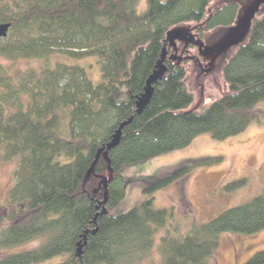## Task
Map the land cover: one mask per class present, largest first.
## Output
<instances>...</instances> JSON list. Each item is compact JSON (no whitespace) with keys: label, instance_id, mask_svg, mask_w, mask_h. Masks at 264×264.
<instances>
[{"label":"trees","instance_id":"obj_1","mask_svg":"<svg viewBox=\"0 0 264 264\" xmlns=\"http://www.w3.org/2000/svg\"><path fill=\"white\" fill-rule=\"evenodd\" d=\"M212 1L147 0L146 10L137 13L136 0H0V22L10 24L0 39V57L36 64L16 74L0 68V161H17L0 213V250L43 239L35 249L0 257V264H39L58 256L63 260L56 264H141L157 229L172 216L152 206V193L221 158L184 160L176 172L142 190L140 205L112 213L124 196L123 165L182 149L200 134L217 141L237 135L257 119L254 106L264 100L263 12L223 64L226 90L218 99L193 109L188 62L166 58L163 75L136 114L167 31L193 24L202 37L232 25L237 5L211 8ZM55 56L96 57L101 81L93 84L83 67L53 61ZM128 120L116 145L106 150ZM101 148L106 157L102 152L97 158ZM245 183L237 180L227 189ZM263 229L264 191L184 235L162 237L158 264H208L220 233ZM245 264H264V249Z\"/></svg>","mask_w":264,"mask_h":264},{"label":"rangeland","instance_id":"obj_2","mask_svg":"<svg viewBox=\"0 0 264 264\" xmlns=\"http://www.w3.org/2000/svg\"><path fill=\"white\" fill-rule=\"evenodd\" d=\"M217 2L218 0H213L211 7ZM133 8L137 13H143L147 8V0H136ZM190 25L193 24L186 26ZM191 34H196L194 29L191 30ZM207 35L202 37L197 35V37L203 40ZM180 44L177 42V49ZM166 50L167 56H170L172 48L166 46ZM185 51H189L192 56L197 53L196 48L190 45L184 48L181 58L187 56ZM54 60L83 67L93 84L101 81L100 65L96 57L72 60L55 56ZM182 61H187L189 64L186 82L195 96V106L199 102L198 91L194 89L197 71L192 72L193 62L184 59ZM33 66L36 64L32 61H8L0 57V68L7 69L12 74ZM220 74L221 70L204 77L203 101L198 108L215 101L226 90ZM254 110L257 119L237 135L217 141L213 140L209 134H200L182 149L145 161L123 165L124 196L112 206V213H123L140 205L145 200L142 190L159 178L176 172L184 160L221 158L220 162L209 167L196 168L185 177L152 193V206L155 209L170 210L172 216L167 219L164 227L157 229L154 245L144 256L141 264H158L161 261L158 246L165 235H184L192 226L207 223L221 212L248 203L264 191V100L259 101L254 106ZM16 167V160L0 161V213L5 212L3 206L7 192L14 183ZM241 179L246 180L244 185L236 189H227L230 183ZM42 242V238H37L15 248L0 250V257L35 249ZM263 249L264 229L252 235L223 232L219 234L218 248L208 260V264H245L252 255ZM62 260L63 256H58L39 264H56Z\"/></svg>","mask_w":264,"mask_h":264},{"label":"water","instance_id":"obj_3","mask_svg":"<svg viewBox=\"0 0 264 264\" xmlns=\"http://www.w3.org/2000/svg\"><path fill=\"white\" fill-rule=\"evenodd\" d=\"M218 4V5H217ZM223 4H235L237 5V12L232 25L227 27H220L212 33H209L204 39L197 37V34L192 35L191 30L194 29L193 25L190 26H179L170 29L165 35L163 41V50L160 56V60L156 66L154 72L148 77L146 81L145 94L143 95L140 102L137 103L136 114H140L142 108L147 102L149 96V90L151 84L156 82L164 73L163 61L168 58L172 61L180 63L182 59L189 60L193 62V71L196 73L194 79V89L198 91L199 102L193 107V109H198L200 104L203 101L202 88L204 77L212 73L218 72L221 70L223 64L229 58L230 54L243 45L251 32L252 25L257 16L264 12V0H218V2L212 7H216ZM211 7V8H212ZM10 28L9 23L0 22V39H3L7 36L8 30ZM177 42L181 43L180 47L177 49ZM193 46L196 48V55H190L189 51H185L187 56L181 58V53L184 51V48L188 46ZM166 46L172 48L170 56H167ZM130 120L122 123L116 133L114 134L112 140L107 144L106 150L113 148L118 142L120 130L125 126ZM103 152V156L106 157V151H103V148L98 150L97 158ZM107 180H103L104 196L101 204H105L107 198ZM105 213L103 208L98 215ZM96 229L92 230L91 233L94 234ZM86 242V237H83L82 242L78 243L77 247V256L80 258L82 253V247Z\"/></svg>","mask_w":264,"mask_h":264}]
</instances>
